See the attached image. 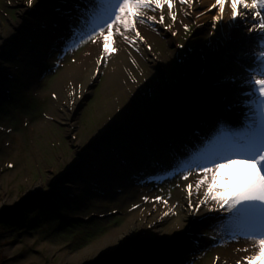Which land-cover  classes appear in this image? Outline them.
I'll return each instance as SVG.
<instances>
[{
  "label": "rangeland",
  "instance_id": "1",
  "mask_svg": "<svg viewBox=\"0 0 264 264\" xmlns=\"http://www.w3.org/2000/svg\"><path fill=\"white\" fill-rule=\"evenodd\" d=\"M176 1L171 11L184 19L175 27L167 5L163 24H137L138 30L144 27L143 33L151 31L154 36L144 38L139 31L143 40L136 38L135 46L124 44L126 66L116 68L123 69L124 78H114L113 87L106 84L112 57L98 63L103 52H96L87 59L85 68L95 62L98 67L95 80L84 91L81 80L72 78L79 64L76 56L96 42L73 47L71 37L90 0H33L30 7L27 0H0V66L8 75L0 94V264H243L238 254L244 239L232 237L251 221L244 214L219 210L225 215L191 239L176 201L175 214L152 227L178 190L203 176L195 168L188 180L166 176L179 161L196 157L198 163L223 162L232 156V162L244 163V150L251 143L259 141L263 147L264 115L252 119L246 113L242 120L239 114L244 131L239 132L223 100L204 90L208 83L201 75L203 63L214 61L203 58L212 24L198 26L193 17L197 12H192L198 0L191 6ZM22 10L26 16L20 15ZM148 15L159 20V10ZM255 23L251 15L246 22L237 17L234 27L235 39L252 50L259 44L257 31H249ZM36 30L42 31L31 38ZM252 53L254 60L258 55ZM218 68L216 76L228 72ZM74 82L80 84L79 92L70 100L66 96ZM164 87L167 93L162 94ZM195 97L196 110L216 131L212 133L216 139L202 144L176 121ZM71 106L73 112L68 111ZM64 110L71 112L65 116L67 122ZM112 113H117L113 119ZM251 113L259 114L253 107ZM68 121L74 130H69ZM247 121L255 133L246 135ZM112 123L131 128L106 137L103 133ZM180 127L184 132L176 134ZM166 133L181 140L166 146L161 142ZM149 140L156 144L149 147ZM166 227L170 230L165 241L151 240ZM117 234L128 237L123 251L97 260L114 247L98 242ZM148 244L151 249L145 248ZM84 248L93 250L74 255L75 249Z\"/></svg>",
  "mask_w": 264,
  "mask_h": 264
},
{
  "label": "bare ground",
  "instance_id": "2",
  "mask_svg": "<svg viewBox=\"0 0 264 264\" xmlns=\"http://www.w3.org/2000/svg\"><path fill=\"white\" fill-rule=\"evenodd\" d=\"M176 2L177 1L175 0V4ZM215 3H216V0H198L196 5L193 7V11H192L193 13L197 12L195 15H193V17L198 22V26H203L206 23L212 24V26L210 27L211 28L210 39L208 43L204 45L203 58L204 59L211 58V60L214 59V61L212 60L211 61L212 63H209V64L203 63L204 66H203L202 71L204 72V74H201V75H203L202 77H205L204 80H206L208 83L206 84V87H204V90L210 94H213L214 92H216V94L214 95L216 97H213V98L215 100H223L224 102L223 107L225 108L227 112H230L232 114V115L230 114L232 118L231 122L233 124L236 123L238 125L237 131L244 132L242 129V125L241 127H239L240 126V118H238L240 117L238 116L239 114L240 115L242 114V117H241L242 120L244 118V115H246V113L247 115H250L252 119H259L260 117H262L261 114H256V115L252 114L251 113L252 106L250 105V103L248 104L245 103V101L252 100L254 96L249 97V96L244 95L245 92L249 91V88L243 83V78L247 76L248 72L253 71L257 67H259V61L257 59L252 60L250 56L256 55V53H252V51L257 52V55H259L260 48L258 44V46L255 47L254 50H252L253 48H251V46L249 47L245 43L241 42L240 39H235L236 33L234 31V27L236 25L237 19L236 20L232 19L230 2L225 3V10H224V14L221 20L218 22L215 21L214 16L219 15L218 8L212 7V5H214ZM40 13L44 14V11L41 10ZM26 14H27L26 10H22L20 13L21 16H26ZM183 19L184 17L181 14L179 16H176L174 27L178 23H180ZM214 24L216 25L215 28L213 27ZM138 27H140V25H138ZM139 29H140L139 31L142 33L141 35H143L144 38L149 39L150 37L154 36L152 34L153 32L151 31L143 33L142 30L145 29L144 27H141ZM40 31L42 30L34 31V34H31L30 37L31 38L36 37V33H39ZM113 31H115V29H113ZM105 35H107V32ZM224 35H229L230 39H228L227 41L224 40L223 39ZM113 39L115 40V43L112 45V47L116 48L117 50L110 55L112 58H110L109 60L108 69H107L108 76L106 80V84H110L112 87L115 85L114 78L120 77L123 74L122 73L123 69L120 70L116 68L117 67L124 68V66H126L125 61L127 60V58L125 57L126 56L125 52H123V49L125 46L124 44L127 43V41H125L122 37L118 35H114ZM96 52L97 53L103 52V38L102 37L98 39L96 43H94V45H90L82 53L76 56V58L79 61V64L76 68V71L72 74V78L81 80V82L84 84V87H83L84 91L86 90V88L90 86V84L93 83V81L95 80L97 76L98 64H95L96 62L93 63L90 67L85 68L86 64L88 63L87 59L92 57ZM242 53L246 55H242ZM2 54L3 52L0 51V56ZM230 59H233V60L236 59V61H241L240 62L241 64H234L232 61H230ZM218 67H224L225 69L228 70V72L224 75L216 76V72L220 69ZM7 76L8 75L5 73V71L0 66V80H1L0 94L6 88L5 83L7 81ZM121 78H124V76L122 75ZM258 78H264V77H258ZM76 83L77 82H74L73 83L74 85L72 84V91H70L69 92L70 94L66 96L70 100H72L73 97H76L79 92L77 88L80 87V84H76ZM104 88H107V86ZM167 89H168L167 87H164V88H161L160 91L162 94H165L167 93ZM205 91L203 93H205ZM196 96L201 97L202 93L197 94ZM224 96H228L231 98L229 99L228 97H224ZM198 99H199L198 97H195L194 100L184 105L183 109H185L186 114H180V117L177 118L176 121L178 125L181 124V126L183 127V130L184 131L186 130L188 134L190 133L189 131H191V135H194V142L196 140H199V141H196V143L202 144L206 139H208V141L210 140V138L211 140L216 139V137L212 135V133L216 131H214L212 127L208 125L207 123L208 121H206L207 119L205 118L204 113H202L200 110H196ZM141 102L143 104H146L145 100H141ZM73 109L74 107L71 106L68 108V111L70 110L73 112ZM68 111L67 110L63 111V120H65L64 122H67V119H65V116L71 114V112L68 113ZM116 116H117V113H112L111 119L115 118ZM260 121H262L261 127L264 128V120L262 119ZM68 123H70L69 130H74V127H75L74 123L71 121H68ZM246 123L248 124V127H245L246 135L255 133L253 129L254 125H251V123L248 121ZM128 128L130 129L131 127L124 126L119 123H112L110 127L103 134L106 137H109L110 132L117 133L120 131V129H128ZM176 129H177L176 134L177 132L182 131L181 127L179 128L180 130L178 128ZM186 131L184 133H187ZM234 131H236V129H234ZM236 134L237 133H234L235 136ZM263 134L264 133L262 132V136H263L262 145L264 147V135ZM153 136H154L153 138H155V135ZM158 138L159 136H157L155 139H158ZM162 138L163 139L161 142L162 143L164 142L166 146L172 145L173 143L176 144V142L179 143V141L181 140L179 139L180 136L179 138H177V136H175L174 134L172 136V134L170 133H166ZM150 140L148 141L149 143H147V145L149 147H153L156 144V141L155 140L150 141ZM222 163H226V161L223 160ZM246 171H251L250 167L247 164L242 163V162H231L230 164H228L226 168L222 170V173L224 174L226 173L229 176H235L237 174H240L241 172H246ZM190 181L191 180L186 182V184H184V186L180 190H178L176 194V199L173 201L171 206L168 205L166 209H163L161 211V213L159 214L158 218L155 220V223L152 225V227H158V224H161L164 221H166L169 215L172 214L173 212L172 206L174 204H177L176 201H178V207L182 209L183 211L182 216H184L186 220V222H184L182 225L186 227L188 231L187 232L188 236L191 239L194 236L200 234V231L203 227H205L206 225L215 223L220 216L225 215L224 213H221L219 211L209 210L212 207L208 205L201 206L200 212L196 215H193L192 208L188 206L187 185L191 183ZM195 183L196 182H193L192 184L195 186ZM203 188L204 187H202L201 190H203ZM37 189L38 187H36V189H32L33 190L32 192H36ZM35 195L36 194H34V196ZM202 198H203V194L200 193L199 199H202ZM197 199L198 198L195 195L192 197L193 204L197 203ZM165 213H168V215H165ZM240 214H244V216H247L250 220H254L257 216H259L262 222H264V209L257 210L255 208H249ZM152 227L150 226V229ZM162 229L157 231V233L153 234L155 238H152L151 239L152 241L160 242V241H165L167 239L166 230L169 231L170 229L168 227L164 228L163 230ZM139 234H141V232ZM127 240H128V237L122 234L110 235L108 237L102 238L98 242L97 244L98 246L114 243V247L109 252L100 253L101 255L97 260H100V258H102L103 255L105 256L102 259H105L106 256H112L115 253H121V251H123V247H126L125 243ZM239 243H240L239 245L241 249L238 254L239 258L238 257L237 258L240 259L243 262V264H247V261L244 258L247 256L256 254V252L258 251V245L253 244L251 240H245V239L241 240ZM144 246L146 249H151L152 247L149 244L144 245ZM242 249H248V251H242ZM90 250H93V249H90ZM86 251L88 250L85 248L75 249L74 255L81 257L83 255L91 254V251L90 252L89 251L86 252ZM227 254H228L227 257L229 259L230 257H233L232 254L230 253H227ZM78 262H79V259H78ZM81 262L86 263V262H91V260L81 261Z\"/></svg>",
  "mask_w": 264,
  "mask_h": 264
},
{
  "label": "snow or ice",
  "instance_id": "3",
  "mask_svg": "<svg viewBox=\"0 0 264 264\" xmlns=\"http://www.w3.org/2000/svg\"><path fill=\"white\" fill-rule=\"evenodd\" d=\"M226 2H230L233 20L240 17L246 22L248 16L251 15L256 21L249 31H257L255 39L259 42L260 52L256 59L259 61V67L248 72L247 76L243 78V83L249 88V91L244 95L255 96L256 99L245 101V103H250L257 113L264 115V78H258L264 77V0H216V3L212 5L219 11V15L214 16L215 21L221 20ZM32 3L33 0H27L29 7ZM90 3L91 6L81 13L83 19L73 28L71 40L72 46L75 47L88 41L96 42L102 37L103 56L98 63L117 50L112 47L115 43L114 35L122 37L135 46L136 38L143 40L137 29V24L147 22L163 24L165 5L170 10L172 21H176L175 12L171 11L175 7V0H90ZM180 3L191 6L193 0H180ZM157 10H159V20L155 15H148L149 11L156 12ZM215 26L214 24L213 27L215 28ZM185 28L187 29V26ZM223 39L227 41L230 36L224 35ZM242 55L246 54L242 53ZM222 159L226 163H222L220 159L208 163H198L196 157L188 161H179L173 170L166 172L165 175H178L180 178L188 180L189 176L193 175L194 168L203 173L202 178L196 181L195 186L192 183L187 185L188 206L192 208L193 215L200 212L201 206L209 204L214 205L209 210L226 209L233 215L243 213L249 208L264 209V147L260 145L259 141L251 143L244 150L242 157L243 162L250 167L251 171L241 172L235 176H222V170L232 162L233 157L225 156ZM202 187H204L203 198L199 199ZM194 195L198 198L196 204L192 202ZM156 200L167 203L162 197H157ZM232 239L251 240L253 244H257L256 254L244 259L247 264H264V222L259 216L243 225L241 234L233 236ZM242 251H248V249H242Z\"/></svg>",
  "mask_w": 264,
  "mask_h": 264
},
{
  "label": "trees",
  "instance_id": "4",
  "mask_svg": "<svg viewBox=\"0 0 264 264\" xmlns=\"http://www.w3.org/2000/svg\"><path fill=\"white\" fill-rule=\"evenodd\" d=\"M0 258H2V255H0ZM5 259H6V258H5ZM2 260H3V259H2ZM2 260H1V261H2ZM6 260H7V259H6Z\"/></svg>",
  "mask_w": 264,
  "mask_h": 264
}]
</instances>
